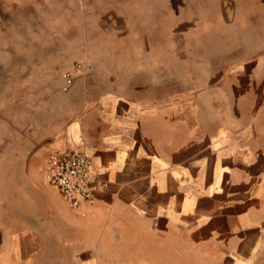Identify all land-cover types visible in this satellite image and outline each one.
Wrapping results in <instances>:
<instances>
[{"label":"crops","instance_id":"obj_1","mask_svg":"<svg viewBox=\"0 0 264 264\" xmlns=\"http://www.w3.org/2000/svg\"><path fill=\"white\" fill-rule=\"evenodd\" d=\"M183 2L175 20L188 24L183 39L154 42L183 50L172 59L177 72L171 77L170 58L146 60L151 83L131 89L105 86L101 67V104L56 150L85 143L92 157L95 202L82 207L85 215L57 200L81 227L80 254L104 235L218 249L234 264L256 249L264 225V0ZM188 48L210 51L185 55ZM30 187L39 198L57 192L46 182ZM53 201L43 206L48 216ZM11 259V250L0 251V264Z\"/></svg>","mask_w":264,"mask_h":264},{"label":"rangeland","instance_id":"obj_2","mask_svg":"<svg viewBox=\"0 0 264 264\" xmlns=\"http://www.w3.org/2000/svg\"><path fill=\"white\" fill-rule=\"evenodd\" d=\"M183 1L0 0V251L11 250L12 263L234 264L218 249L108 235L101 246L89 240L92 247L80 254L81 227L58 205L57 192L39 198L30 187H45L46 155L70 146L87 111L101 104V67L105 86L131 89L151 83L146 60L170 58L171 77L177 72L172 59L183 50L154 42L183 39L188 24L175 23ZM209 51L188 48L185 55ZM77 62L94 70L78 73L64 91L63 73ZM47 200L56 202L54 216L43 207ZM255 244L243 264H264V225Z\"/></svg>","mask_w":264,"mask_h":264},{"label":"built area","instance_id":"obj_3","mask_svg":"<svg viewBox=\"0 0 264 264\" xmlns=\"http://www.w3.org/2000/svg\"><path fill=\"white\" fill-rule=\"evenodd\" d=\"M94 66L87 63H74L63 73V90L67 91L74 83L76 75L82 71L92 72ZM87 144L64 151H53L46 155L41 166L44 181L57 190L63 203L70 209L85 215L82 207L95 202L96 185L89 178L92 157L86 152Z\"/></svg>","mask_w":264,"mask_h":264}]
</instances>
